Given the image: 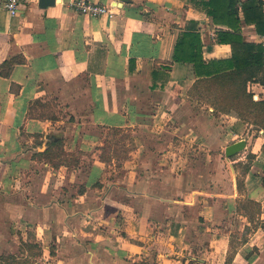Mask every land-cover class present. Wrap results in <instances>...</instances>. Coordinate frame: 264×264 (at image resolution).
I'll return each instance as SVG.
<instances>
[{
  "label": "crops",
  "instance_id": "0c3cea01",
  "mask_svg": "<svg viewBox=\"0 0 264 264\" xmlns=\"http://www.w3.org/2000/svg\"><path fill=\"white\" fill-rule=\"evenodd\" d=\"M5 1L0 256L264 264V130L198 99L193 65L174 62L189 30L206 60L232 56L203 0H88L110 8L102 18L61 0H28L11 16ZM242 28L264 45L254 25ZM248 88L264 100V86ZM242 139L246 151L222 155ZM49 148L58 167L40 155Z\"/></svg>",
  "mask_w": 264,
  "mask_h": 264
},
{
  "label": "trees",
  "instance_id": "16d2710c",
  "mask_svg": "<svg viewBox=\"0 0 264 264\" xmlns=\"http://www.w3.org/2000/svg\"><path fill=\"white\" fill-rule=\"evenodd\" d=\"M203 4L212 24L218 27L214 42L229 44L232 56L225 60H206L200 34L189 30L179 36L174 62L193 65L198 77L193 90L198 99L218 111H234L243 122L264 130V100L256 101L248 88L250 83L264 86V45L247 42L242 28L245 22L264 35V0H203ZM52 145L62 148L63 141H53ZM54 154L49 148L40 155L53 163ZM239 184L241 187V181ZM36 249L39 253L35 251V254H43L41 248L35 246ZM1 262L19 264L17 258L9 256H0Z\"/></svg>",
  "mask_w": 264,
  "mask_h": 264
},
{
  "label": "built area",
  "instance_id": "2783aa9c",
  "mask_svg": "<svg viewBox=\"0 0 264 264\" xmlns=\"http://www.w3.org/2000/svg\"><path fill=\"white\" fill-rule=\"evenodd\" d=\"M28 0H6L4 2V9L11 15L17 16L20 14L22 6ZM63 4L68 6L73 11L90 16L93 18H102L108 16L111 11L106 5L90 2L88 0H61ZM257 99V98H255Z\"/></svg>",
  "mask_w": 264,
  "mask_h": 264
},
{
  "label": "water",
  "instance_id": "95a60500",
  "mask_svg": "<svg viewBox=\"0 0 264 264\" xmlns=\"http://www.w3.org/2000/svg\"><path fill=\"white\" fill-rule=\"evenodd\" d=\"M248 148V141L247 139H242L236 141L225 149V156L227 159L233 158L234 156L241 154L242 152L246 151Z\"/></svg>",
  "mask_w": 264,
  "mask_h": 264
},
{
  "label": "rangeland",
  "instance_id": "374dc122",
  "mask_svg": "<svg viewBox=\"0 0 264 264\" xmlns=\"http://www.w3.org/2000/svg\"><path fill=\"white\" fill-rule=\"evenodd\" d=\"M122 138H125V139L122 140L123 143L128 144V142H127L128 141V138L125 135H123ZM123 152L124 151H122V154H123ZM222 155H225V151L222 152ZM123 156H124V154H123Z\"/></svg>",
  "mask_w": 264,
  "mask_h": 264
}]
</instances>
